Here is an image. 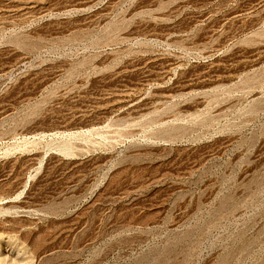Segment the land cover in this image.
I'll return each instance as SVG.
<instances>
[{"label":"rangeland","instance_id":"374dc122","mask_svg":"<svg viewBox=\"0 0 264 264\" xmlns=\"http://www.w3.org/2000/svg\"><path fill=\"white\" fill-rule=\"evenodd\" d=\"M0 264H264V0H0Z\"/></svg>","mask_w":264,"mask_h":264}]
</instances>
